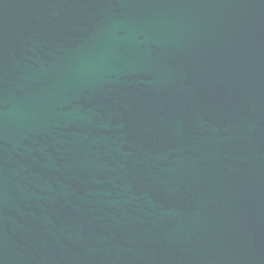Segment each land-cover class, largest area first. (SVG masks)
Returning <instances> with one entry per match:
<instances>
[{"label":"water","instance_id":"95a60500","mask_svg":"<svg viewBox=\"0 0 264 264\" xmlns=\"http://www.w3.org/2000/svg\"><path fill=\"white\" fill-rule=\"evenodd\" d=\"M0 264H264V0H0Z\"/></svg>","mask_w":264,"mask_h":264}]
</instances>
